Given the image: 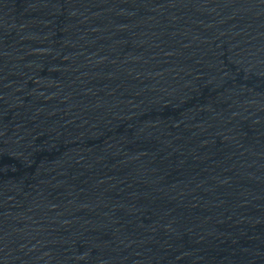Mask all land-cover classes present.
<instances>
[{
	"label": "water",
	"instance_id": "water-1",
	"mask_svg": "<svg viewBox=\"0 0 264 264\" xmlns=\"http://www.w3.org/2000/svg\"><path fill=\"white\" fill-rule=\"evenodd\" d=\"M0 264H264V0H0Z\"/></svg>",
	"mask_w": 264,
	"mask_h": 264
}]
</instances>
